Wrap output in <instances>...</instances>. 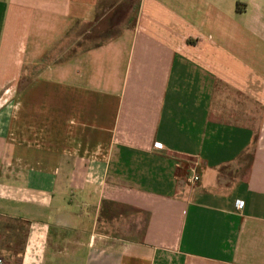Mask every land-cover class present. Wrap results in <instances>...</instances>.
Segmentation results:
<instances>
[{"label":"crops","instance_id":"1","mask_svg":"<svg viewBox=\"0 0 264 264\" xmlns=\"http://www.w3.org/2000/svg\"><path fill=\"white\" fill-rule=\"evenodd\" d=\"M0 217L19 264H264V0H0Z\"/></svg>","mask_w":264,"mask_h":264},{"label":"rangeland","instance_id":"2","mask_svg":"<svg viewBox=\"0 0 264 264\" xmlns=\"http://www.w3.org/2000/svg\"><path fill=\"white\" fill-rule=\"evenodd\" d=\"M74 35H69L73 39V49L66 50L67 56L75 54L81 50H86L96 46L114 36L113 29L99 24L89 27L76 28ZM250 154H246L239 160L233 171L243 172L247 168ZM24 227L15 223H7L0 217V259L3 264H19L18 254L24 246Z\"/></svg>","mask_w":264,"mask_h":264},{"label":"built area","instance_id":"3","mask_svg":"<svg viewBox=\"0 0 264 264\" xmlns=\"http://www.w3.org/2000/svg\"><path fill=\"white\" fill-rule=\"evenodd\" d=\"M154 148H155V149H160V145H157V144H156V145L154 146ZM199 180H200V177H199L197 171H196V170H192V173H191V175H190V177H189L188 182L191 183V184H197V183L199 182ZM0 264H3L2 259H0Z\"/></svg>","mask_w":264,"mask_h":264}]
</instances>
